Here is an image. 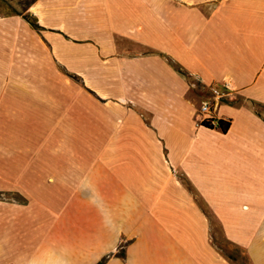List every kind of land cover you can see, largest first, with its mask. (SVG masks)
Returning a JSON list of instances; mask_svg holds the SVG:
<instances>
[{"label":"crops","instance_id":"0c3cea01","mask_svg":"<svg viewBox=\"0 0 264 264\" xmlns=\"http://www.w3.org/2000/svg\"><path fill=\"white\" fill-rule=\"evenodd\" d=\"M39 1L43 58L0 65L30 212L0 214V264H264V0ZM212 85L225 132L196 121Z\"/></svg>","mask_w":264,"mask_h":264},{"label":"rangeland","instance_id":"374dc122","mask_svg":"<svg viewBox=\"0 0 264 264\" xmlns=\"http://www.w3.org/2000/svg\"><path fill=\"white\" fill-rule=\"evenodd\" d=\"M0 0V65L7 61L14 60H36L42 59L44 51L40 44L43 43L40 29L34 28V25L40 26V16L45 15L46 11L40 12V1L34 0ZM59 6H71V0L68 3H61ZM71 3V4H70ZM42 13V14H41ZM43 20V19H42ZM0 84H3L0 82ZM55 90V84L48 83V89ZM1 89V87H0ZM200 104V101H199ZM199 107V105H198ZM198 110V109H197ZM197 121V118H196ZM198 123V122H197ZM54 195L46 196L48 204H54ZM24 195L12 194L7 190L6 179H0V201L15 204L12 208L0 210L2 221H6L7 215H14L15 225L18 220L27 218L30 212L23 211L21 204L25 201ZM50 205L49 207H51ZM54 211H47L48 218L54 215ZM20 225V224H19ZM224 250L233 252L236 264H251L241 249H230L223 241L219 244Z\"/></svg>","mask_w":264,"mask_h":264},{"label":"built area","instance_id":"2783aa9c","mask_svg":"<svg viewBox=\"0 0 264 264\" xmlns=\"http://www.w3.org/2000/svg\"><path fill=\"white\" fill-rule=\"evenodd\" d=\"M210 97L201 100L197 110V122L199 124L207 123L214 127L217 126V107L221 100L230 99L231 92L217 85L210 87Z\"/></svg>","mask_w":264,"mask_h":264},{"label":"trees","instance_id":"16d2710c","mask_svg":"<svg viewBox=\"0 0 264 264\" xmlns=\"http://www.w3.org/2000/svg\"><path fill=\"white\" fill-rule=\"evenodd\" d=\"M34 0H31L30 2H27V5H29L30 3H32ZM34 28H38V25H34ZM201 125L206 126L208 128H214V126L207 124V123H202ZM218 128H220L223 132H225L227 130V128L229 127V122L228 121H223L221 119H219L217 121V126ZM98 264H101V262H99Z\"/></svg>","mask_w":264,"mask_h":264}]
</instances>
